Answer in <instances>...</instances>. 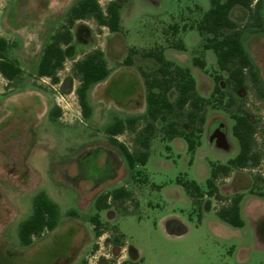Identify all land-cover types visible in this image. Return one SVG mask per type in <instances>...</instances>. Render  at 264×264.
I'll return each instance as SVG.
<instances>
[{
    "label": "rangeland",
    "instance_id": "obj_1",
    "mask_svg": "<svg viewBox=\"0 0 264 264\" xmlns=\"http://www.w3.org/2000/svg\"><path fill=\"white\" fill-rule=\"evenodd\" d=\"M79 1L0 0V37L14 45L8 57L23 69L14 83L0 73V264H264V32L243 38L260 86L248 77L247 87L234 91L215 53L203 48L197 29L178 35L186 50L167 43L170 24L199 21L210 10L211 0H130L122 9L121 33L113 34L94 19L76 22L74 40L65 47L67 59L57 73L59 81L39 77L45 47ZM110 1L100 0V5L105 8ZM232 16L244 25L249 11L238 7ZM158 47L164 48L166 60L190 69L201 95L211 97L216 74L223 77L225 95L212 98L205 109L206 122L198 124L203 132L196 136L202 143L194 155L183 139L167 141L158 136L149 149L148 163L132 171L106 130L116 119L131 116L117 103L147 104L142 72L152 75L159 65L143 53ZM133 48L140 53L128 66L125 60ZM95 50L104 51L119 74L105 86L91 87L92 114L86 119L74 66ZM195 57L206 61V70L194 65ZM109 94L113 106L102 101ZM176 96L175 91L170 94L172 100ZM237 114L247 115L256 126L253 148L260 163L235 169L216 183L226 197L242 196V228L226 224L215 212L227 201L206 196L200 211L178 183L179 179L196 181L206 192L211 163L226 164L238 155L240 144L233 134ZM144 125L141 120L118 136L119 142L133 153L140 152ZM216 129L226 133L229 149L211 143ZM234 173L250 176V189L231 194L228 185ZM122 187L131 197L111 200L108 211L100 213L103 227L98 236L91 222L99 213L96 201ZM41 193L59 206V223L24 246L20 227L33 215ZM130 246L137 250V258H127Z\"/></svg>",
    "mask_w": 264,
    "mask_h": 264
},
{
    "label": "trees",
    "instance_id": "obj_2",
    "mask_svg": "<svg viewBox=\"0 0 264 264\" xmlns=\"http://www.w3.org/2000/svg\"><path fill=\"white\" fill-rule=\"evenodd\" d=\"M128 1L130 0H112L103 8L100 5V0H80L71 8L62 27L51 37L45 47L38 66V76L51 78L54 82L59 81L57 73L67 59L65 47L71 45L74 40L72 29L76 22L94 19L101 27L108 28L112 33L122 32L121 10ZM237 6L249 11V20L244 25L232 19V10ZM263 8L264 0H211L210 10L199 21L192 24L186 23L183 26L169 25L168 32L165 33L167 43L170 48L186 50L182 40L174 38L181 31L197 29L202 38L203 48L215 53L220 70L228 74L226 81L232 90L245 89L248 77L252 79L256 87H259V73L243 38L247 33L264 32ZM12 47L14 45L0 37V73L10 83H14L23 74V69L18 62L10 60L8 57ZM139 53L138 49H131L125 60L126 65H132V57ZM143 56L153 58L159 65L152 75L142 72L148 90L146 114L143 117L116 119L106 130L113 144L122 152L128 168L132 171L137 165L147 164L151 140L158 130L157 123L162 125L161 129L165 140L183 138L187 143L189 153L194 155L201 145L200 138L197 139L196 136L197 133L201 135L203 132L198 124L206 122L205 115H203L205 109L212 104V98L217 95L223 98L225 95L221 85L223 77L216 74L213 75L215 83L213 94L210 98L202 96L198 92L196 79L190 69L166 60L163 47L145 51ZM193 62L195 66L206 70L207 63L204 59L195 57ZM74 69L81 82L77 90L79 104L84 118L87 119L92 114L88 92L93 85L105 81L110 76L111 69L101 50L88 53L75 64ZM173 91L177 93L175 100L170 98ZM233 119L235 121L233 134L240 144L238 155L226 164L211 163L212 173L206 183V192L196 181L179 179L178 183L185 188L193 203L200 205V211H202L200 202L206 196L215 198L217 201H227L228 205L217 210L218 217L230 226L242 228L244 226L241 212L242 196L228 198L222 195L216 182L221 176L229 177L235 169L257 166L260 163V155L253 148L256 134L255 124L247 115L237 114L233 116ZM141 120L145 123L140 139L141 149L140 152L133 153L126 145L119 142L118 136L136 126ZM184 123L191 126V130L183 128ZM130 197L131 193L127 188H119L111 193L101 195L96 201V209L98 211L107 210L111 200L116 202ZM59 215V206L54 201L44 193L38 195L34 203L33 215L20 227L19 236L22 244L30 246L35 237L45 231L55 230L59 223ZM91 222L99 236L103 227L99 214L93 216Z\"/></svg>",
    "mask_w": 264,
    "mask_h": 264
},
{
    "label": "crops",
    "instance_id": "obj_3",
    "mask_svg": "<svg viewBox=\"0 0 264 264\" xmlns=\"http://www.w3.org/2000/svg\"><path fill=\"white\" fill-rule=\"evenodd\" d=\"M239 6H237V7H235L233 10H232V13H231V16H232V14H233V11L236 9V8H238ZM123 9V8H122ZM232 19L233 20H235L234 18H233V16H232ZM188 20V21H187ZM123 21H124V15L122 14V10H121V24L123 23ZM236 21V20H235ZM195 22H197V21H192V22H190V19H183V23L181 24V23H172V24H179L180 26H183L184 24H186V23H188V24H192V23H195ZM237 22V21H236ZM172 24H170V25H172ZM122 28H123V26H122ZM181 32H183V31H181ZM180 32V33H181ZM121 33V32H120ZM179 33V34H180ZM113 34H119V33H113ZM178 34V35H179ZM178 35H177V37L175 38L176 40H180V39H178ZM166 38H167V36H166ZM202 39V38H201ZM202 44H203V42H202ZM104 52V51H103ZM104 54H105V58H106V60H107V62H108V66H109V68L111 69V73H110V76L105 80V81H103V82H100V83H98V84H95L94 86H99V87H101V86H105V84L107 83V82H111L112 81V79L113 78H115L119 73H117L118 71H116V70H114V68L110 65V63H109V57H108V55L104 52ZM197 67V66H196ZM184 68V67H183ZM199 68V67H198ZM200 69V68H199ZM201 71H202V69H200ZM201 74H202V72L200 73V76H201ZM200 76H199V79H200ZM195 78V77H194ZM196 79V78H195ZM196 82H197V89H198V92H199V89H200V84H199V81H197V79H196ZM96 87V88H97ZM98 87V88H99ZM117 89H119L120 90V88H117ZM112 91H115V89H112ZM111 92V91H110ZM202 96H204V95H202ZM204 97H206V96H204ZM102 101H104V102H106V103H111L110 105L111 106H113V104H112V97L110 96V94L108 95V96H106V97H103V99H102ZM103 103V102H102ZM104 104V103H103ZM121 106L123 109H126L127 111H128V113H130V115L131 116H129V117H125V118H122V119H127V118H132V117H139V116H141V115H143L145 112H147V104L145 103V104H143V102H141L140 104L139 103H136V104H128V106H123V104H118L117 103V106ZM156 126H157V128H158V130H157V133H156V135L152 138V140H151V144H152V141L156 138V137H158V136H161V139L162 140H165L164 139V133L162 132V125H161V123H157L156 124ZM161 126V127H160ZM183 128H186V127H184V125L182 126ZM188 129V128H187ZM227 137V136H226ZM178 139H183V138H181V137H177V138H175V139H173V140H171V141H178ZM184 140V139H183ZM228 140V139H227ZM168 141V140H167ZM211 141V140H210ZM184 142H185V144H186V146H187V143H186V141L184 140ZM201 143H202V139H201ZM211 143H215V142H212L211 141ZM228 144H229V148H230V143H229V141H228ZM201 146V145H200ZM199 146V147H200ZM151 147V146H150ZM198 147V148H199ZM187 148H188V146H187ZM198 148H197V150H198ZM197 150H196V152H197ZM240 151V150H239ZM148 161H149V158H148ZM148 163V162H147ZM223 164V163H222ZM137 166H140V165H137ZM142 166V165H141ZM145 166V165H144ZM240 176H243V177H241V179H240ZM238 178H239V183H237V180H238ZM229 182H230V184L228 185V186H230V188H232L231 189V194H234L235 192H242V191H247L248 189H250V187L252 186V178L250 177V176H246V175H244V174H242V173H234L233 175H232V177L231 178H229ZM125 188H127V187H125ZM220 190H221V193H222V195H224V196H226L227 194L226 193H224L223 192V187H221L220 188ZM230 193V192H229ZM230 194V195H231ZM192 200V199H191ZM212 200V199H211ZM211 202V201H210ZM205 205H207V202L204 204V206ZM242 209V208H241ZM102 211H108V210H102ZM102 211H99V216H100V220L102 219L101 218V215H100V213L102 212ZM110 212V211H109ZM216 213H217V211H215ZM241 212H242V210H241ZM110 214V213H109ZM115 217V215L113 216V217H110V215H109V219H113ZM102 221V220H101ZM129 253V254H128ZM129 256H133V257H135V258H137L138 257V252H137V250L133 247V246H130L128 249H127V258L129 257Z\"/></svg>",
    "mask_w": 264,
    "mask_h": 264
},
{
    "label": "water",
    "instance_id": "obj_4",
    "mask_svg": "<svg viewBox=\"0 0 264 264\" xmlns=\"http://www.w3.org/2000/svg\"><path fill=\"white\" fill-rule=\"evenodd\" d=\"M210 140L215 142L216 146L222 149H229L228 140L226 137V133L219 130L218 133H213L210 136Z\"/></svg>",
    "mask_w": 264,
    "mask_h": 264
},
{
    "label": "flooded vegetation",
    "instance_id": "obj_5",
    "mask_svg": "<svg viewBox=\"0 0 264 264\" xmlns=\"http://www.w3.org/2000/svg\"><path fill=\"white\" fill-rule=\"evenodd\" d=\"M219 130H220V129H216V130L214 131V133H218Z\"/></svg>",
    "mask_w": 264,
    "mask_h": 264
}]
</instances>
